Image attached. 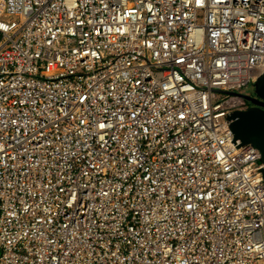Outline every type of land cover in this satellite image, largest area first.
<instances>
[{"label": "built area", "instance_id": "2783aa9c", "mask_svg": "<svg viewBox=\"0 0 264 264\" xmlns=\"http://www.w3.org/2000/svg\"><path fill=\"white\" fill-rule=\"evenodd\" d=\"M263 73L264 0H0V264H264Z\"/></svg>", "mask_w": 264, "mask_h": 264}, {"label": "water", "instance_id": "95a60500", "mask_svg": "<svg viewBox=\"0 0 264 264\" xmlns=\"http://www.w3.org/2000/svg\"><path fill=\"white\" fill-rule=\"evenodd\" d=\"M252 94H241L252 105L247 110H236L225 114L227 122L235 136L233 143L239 140L241 144L236 147L252 144L261 151L259 161L264 162V73L251 84ZM263 172L264 167L258 169Z\"/></svg>", "mask_w": 264, "mask_h": 264}, {"label": "rangeland", "instance_id": "374dc122", "mask_svg": "<svg viewBox=\"0 0 264 264\" xmlns=\"http://www.w3.org/2000/svg\"><path fill=\"white\" fill-rule=\"evenodd\" d=\"M243 91H244L246 94H252V93H251V85L248 86V87H246V88H244Z\"/></svg>", "mask_w": 264, "mask_h": 264}]
</instances>
